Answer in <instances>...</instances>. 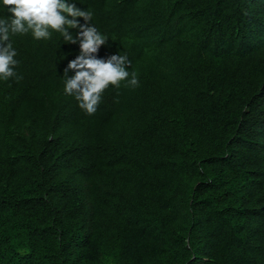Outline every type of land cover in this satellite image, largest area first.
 Wrapping results in <instances>:
<instances>
[{"label": "trees", "instance_id": "obj_1", "mask_svg": "<svg viewBox=\"0 0 264 264\" xmlns=\"http://www.w3.org/2000/svg\"><path fill=\"white\" fill-rule=\"evenodd\" d=\"M85 10L108 40L97 58L127 55L138 86L87 115L65 56L12 37L0 264H264L248 238L264 250V0Z\"/></svg>", "mask_w": 264, "mask_h": 264}, {"label": "clouds", "instance_id": "obj_2", "mask_svg": "<svg viewBox=\"0 0 264 264\" xmlns=\"http://www.w3.org/2000/svg\"><path fill=\"white\" fill-rule=\"evenodd\" d=\"M114 0H0V82L16 78L17 51L12 37L29 35L64 57L63 92L77 102L85 114L92 115L109 86L118 89L121 83L137 87L135 72H129L127 55L117 52L107 59L96 54L108 40L94 24L93 14L86 8L104 14ZM124 2V0H120ZM71 72L74 75L69 76ZM252 247L264 259V250L257 245L261 237H248Z\"/></svg>", "mask_w": 264, "mask_h": 264}]
</instances>
